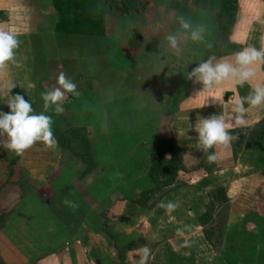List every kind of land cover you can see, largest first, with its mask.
Wrapping results in <instances>:
<instances>
[{"label": "crops", "instance_id": "obj_1", "mask_svg": "<svg viewBox=\"0 0 264 264\" xmlns=\"http://www.w3.org/2000/svg\"><path fill=\"white\" fill-rule=\"evenodd\" d=\"M146 1L145 11L119 16L98 0L100 36L98 29L92 35L57 31L53 0H0V29L14 31L21 41L16 62L0 68V111L9 112V80L17 85L10 95H22L36 113L44 111L41 95L58 86L60 73L80 92L66 94L64 111L53 117L56 143H34L18 155L11 176L8 167L17 154L0 136V219L9 215V231L1 238L13 245V258L34 264H138L147 246V264L264 259V139L257 132L264 107L249 108L245 126L229 121L237 139L215 148L214 162L196 149L191 127L200 117L218 114L229 97L248 95L257 81L196 95L202 85L187 80L196 63L210 56L219 60L248 46L264 49V0H236L235 22L225 37L217 17L223 0ZM180 15L205 25V39L182 37L174 52L164 37L179 30ZM258 80L264 82V67ZM53 112L50 107L45 114ZM59 130L85 136L92 163L100 165L96 171L70 167L84 160L73 150L77 143L59 145ZM170 139L182 144V156L193 152L198 163L182 161L176 182L154 200L144 199L156 188L151 169L158 148ZM218 189L228 202L215 206L204 222L209 193ZM168 202L178 207L168 212L159 206Z\"/></svg>", "mask_w": 264, "mask_h": 264}, {"label": "clouds", "instance_id": "obj_2", "mask_svg": "<svg viewBox=\"0 0 264 264\" xmlns=\"http://www.w3.org/2000/svg\"><path fill=\"white\" fill-rule=\"evenodd\" d=\"M176 23L179 30L164 37L167 47L172 51H180L182 37H187L194 43L204 41L205 25L194 24L182 15L176 17ZM156 30L159 31V26ZM20 43L21 41L14 31L0 29V68L16 62V50ZM196 64L197 66L190 73H187V80H194L202 85L201 90L196 95L200 93L211 95L226 85L243 86L246 83L257 81L250 84L248 95L235 99L229 97L227 101H224V106L218 114L200 117L191 126L197 133L195 137L196 149L202 151L209 162H214L217 159L214 149L227 147L237 139L230 132L229 121L236 127L245 126L247 123L246 113L249 108L264 107V82L258 80V74L264 67V49L248 46L230 57H223L218 60L215 56H210ZM57 85L42 93L44 111L36 113L32 103L29 100L26 101L22 95H10L11 90L17 85L12 80L7 82L5 103L9 112L0 111V136L7 137V143L3 145L4 147L17 155H21L36 142H43L48 146L56 143L52 130V118L45 113L50 107L55 113H62L64 111L62 104L67 99L66 94L80 95L77 84L64 73H60L57 77ZM182 161L191 165L198 163L193 152L185 153L182 156ZM159 206L168 212H172L178 207L174 202L161 203ZM183 246L187 247L188 242L185 241ZM149 257L150 249L147 246H142L138 264H147Z\"/></svg>", "mask_w": 264, "mask_h": 264}, {"label": "trees", "instance_id": "obj_3", "mask_svg": "<svg viewBox=\"0 0 264 264\" xmlns=\"http://www.w3.org/2000/svg\"><path fill=\"white\" fill-rule=\"evenodd\" d=\"M98 0H53V7L58 13L59 23L57 31L79 35H92L97 32L102 36L104 34L103 20L97 7ZM108 7L115 11L119 16L129 15L131 13L143 12L147 9L146 0H105ZM236 0H223L221 8L217 13L220 26V33L225 37L233 26L236 12ZM56 115L53 112L51 118ZM257 132L264 139V121L257 127ZM57 142L63 148L69 147L71 143H77L76 153L82 156L84 163H92L89 153V146L85 136L75 130H69L62 139L57 138ZM74 148V147H73ZM182 144H177L172 139L160 144L155 160L151 169V176L155 181L156 188L147 193L144 199L153 197L161 189L170 186L176 182L178 172L183 171ZM18 160V155L13 159L8 167L9 176L13 173V166ZM224 189H218L209 193V207L207 214L202 221H206L217 205L226 204Z\"/></svg>", "mask_w": 264, "mask_h": 264}, {"label": "rangeland", "instance_id": "obj_4", "mask_svg": "<svg viewBox=\"0 0 264 264\" xmlns=\"http://www.w3.org/2000/svg\"><path fill=\"white\" fill-rule=\"evenodd\" d=\"M219 11V10H218ZM64 134H65V131L63 130H59L56 132V136L57 138L59 139H62L64 137ZM187 150H192V149H187ZM66 165H62V167H65ZM73 167V169H76V170H82L85 172V173H88V172H93V171H96L97 167H99L100 165H97V164H94V163H83V164H76V165H70V167ZM101 168V167H100ZM102 170H104L103 168H101ZM156 197L153 196V197H150L149 199L154 200ZM7 218H2L0 219V264H34L33 261H28V260H18V259H15L13 258V256H15V254H12V251H15L13 250V245H10V244H4L2 241V238L1 236L2 235H6V231H9L7 229V226L9 224V215L6 216ZM21 246V245H19ZM26 247V245H23ZM17 247L15 246L14 249H16ZM260 264H264V259L260 260Z\"/></svg>", "mask_w": 264, "mask_h": 264}]
</instances>
